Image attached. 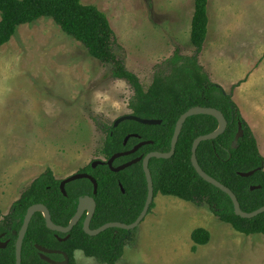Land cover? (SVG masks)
Masks as SVG:
<instances>
[{
    "label": "rangeland",
    "instance_id": "1",
    "mask_svg": "<svg viewBox=\"0 0 264 264\" xmlns=\"http://www.w3.org/2000/svg\"><path fill=\"white\" fill-rule=\"evenodd\" d=\"M106 14L126 68L144 87L173 55L193 56L194 0H82ZM198 64L254 127L264 157V0H208ZM130 85L51 19L0 47V220L46 169L64 180L102 160L103 125L129 115ZM249 125V124H248ZM117 264H264V236H245L207 206L158 194ZM209 232L195 246L194 230ZM74 264H98L78 252Z\"/></svg>",
    "mask_w": 264,
    "mask_h": 264
},
{
    "label": "trees",
    "instance_id": "2",
    "mask_svg": "<svg viewBox=\"0 0 264 264\" xmlns=\"http://www.w3.org/2000/svg\"><path fill=\"white\" fill-rule=\"evenodd\" d=\"M207 5L208 0H194L190 29L194 55L181 56L176 52L154 74L148 87H144L138 76L126 68L119 54L121 46L106 14L94 5H84L82 0H0V47L9 43L21 26L43 18L51 19L65 35L83 45L91 58L109 66L111 78L130 85L133 91L128 104L130 114L162 123L147 126L125 121L116 128L113 124L103 125L101 130L105 134V141L101 153L106 159L130 149L139 141L131 138L123 146L129 135H138L140 141L152 142L141 149V154L168 153L176 123L183 114L195 107L219 110L227 121L226 130L216 139L199 145L197 162L205 174L235 194L243 212L252 213L264 207V158L251 128L232 97L211 82L198 64V56L208 32ZM240 125L243 137L238 141L237 148L232 149ZM218 126L215 118L206 115L192 116L186 120L175 154L170 159H151L149 162L154 197L161 194L197 207L207 206L220 222L231 226L235 232L245 236H264V213L252 219L236 216L231 199L201 179L191 164L193 142L200 136L215 132ZM129 159L121 158L117 164H124ZM252 171L255 173L251 177L240 176ZM80 173H86L96 180V196L88 180L69 183L65 189L67 196H64L60 191V181L54 177L51 169H46L21 193L9 213L0 220V234L5 233L6 238L10 239L7 248L0 249V264H16L17 236L12 232H19L21 225L17 221L22 214L24 221L27 210L33 205L46 206L53 224L67 227L77 211L79 199L90 196L96 202L91 230L108 223L130 225L136 221L147 198V182L141 164L132 165L119 173H113L107 166L93 169L90 165ZM252 187L260 188L252 191ZM153 206L152 203L148 213ZM82 227L83 221H80L69 233L68 240L59 242L55 237L57 233L47 229L42 214L36 213L23 241L21 264H47L39 258L35 245L65 251L71 264H74L72 255L75 251L82 252L98 264H117L125 248L133 244L136 231L108 229L97 236H89ZM191 240L195 246H204L209 243L210 234L199 228L192 232Z\"/></svg>",
    "mask_w": 264,
    "mask_h": 264
},
{
    "label": "water",
    "instance_id": "3",
    "mask_svg": "<svg viewBox=\"0 0 264 264\" xmlns=\"http://www.w3.org/2000/svg\"><path fill=\"white\" fill-rule=\"evenodd\" d=\"M197 115L211 116V117L215 118L219 123L218 129L215 132L208 134V135L200 136L193 142L192 150H191V152H192L191 164H192L194 170L196 171V173L198 174V176L201 179H203L205 182H207L208 184L214 186L218 190L225 193L231 199L233 207H234V213L236 216H238L242 219H252V218L264 213V207L254 211L252 213L243 212L241 210L240 204H239L235 194L230 189L223 186L221 183H219L215 179L209 177L200 168V166L197 162V157H196V152H197L199 145L202 142L214 140L217 137H219L221 134H223L224 131L226 130V127H227V121L225 120L223 114L217 109L195 107V108L188 110L177 121L176 126H175V130H174V134H173V138L171 141L170 152H168V153L152 152V153L148 154L143 159H142V157H140V158H137L133 161H130V162L118 167V168L112 167L113 162L116 158L121 157V156L130 155V154L134 153L135 151H137L140 147L151 144V142H142V143L138 144L132 151L117 154V155L113 156L107 162V165L110 168H112V171H114L115 173H118V172L124 171L125 169L131 167L132 165H135L138 162L142 161V168H143L145 178H146V182H147V199H146V202H145V205H144V208H143L141 214L139 215V217L136 219V221L134 223H132L130 225H126V224H122V223H118V222H113V223L105 224L104 226H102L101 228H99L97 230H91L90 229V223H91V219H92V217L95 213V210H96V202L92 197L80 199V201L78 203L77 212L67 227H60V226H56L55 224H53V222L51 220L50 213L45 206H43L41 204L33 205L27 210L26 215L24 217V221H23V227L20 230V232L18 233V239H17L16 245H15L16 264H21V262H22L23 241H24V238L26 236L29 224H30L32 218L34 217V215L36 213H42L43 214L47 229H49L53 232L61 233V234H69L72 231V229L77 225V223L80 221V219L85 214V212H87V211L89 212V214L86 216V218L84 220L83 231L85 232V234H87L89 236H97L100 233L105 232L108 229H121V230H126V231H133V230L137 229L139 227V225L143 222L145 217L147 216L149 209H150V207L154 201L153 180H152L151 173L149 171L150 160L151 159H170L175 154L176 145H177V142H178L179 136L181 134L184 123L186 122V120L188 118H190L192 116H197ZM124 121H133V122H136V123H139L142 125H147V126H157V125H161V123H162L160 120H147V119L138 118V117H135V116L129 114V115H126V116L119 118L116 121L115 126H118L119 123L124 122ZM130 137H137V136L134 135V136L127 137L125 139V143H127V141L130 139ZM242 137H243V130H242V127L240 125L239 129H238V133H237V135H236V137L232 143V149L237 148L238 141ZM254 173H255V171L248 172V173H241L240 176L243 178H248V177H251L252 175H254ZM82 179L89 180L92 183L93 194L96 195L97 189H98V185H97L96 180L87 174H80V173L72 175L69 178H67L61 182L60 189H61L62 194L66 195L65 187L68 183H71V182H74L77 180H82ZM259 188L260 187H252L251 190L253 191V190L259 189ZM1 238L2 237L0 236V249H5V247L7 246V242L3 243L1 241ZM67 238H68V236L64 240H66ZM35 248L39 252V257L42 261H44L48 264H58V263L54 262L53 260H51L47 256L49 254L58 253V252L47 250L46 248L39 246V245H35Z\"/></svg>",
    "mask_w": 264,
    "mask_h": 264
},
{
    "label": "flooded vegetation",
    "instance_id": "4",
    "mask_svg": "<svg viewBox=\"0 0 264 264\" xmlns=\"http://www.w3.org/2000/svg\"><path fill=\"white\" fill-rule=\"evenodd\" d=\"M131 115V114H130ZM121 118V117H120ZM118 120V119H117ZM116 120V121H117ZM116 121L113 123V127L114 128H116V127H118L121 123H123V122H121V123H119L118 124V126H115V123H116ZM125 122V121H124ZM105 135V134H104ZM129 136H134V135H129ZM129 136H127V137H129ZM135 136H137V137H130V139L131 138H135V139H138L139 141L136 143V144H134L130 149H127L126 151H124V152H119V153H117V154H121V153H126V152H130V151H132L138 144H140V143H142V142H150V141H140V137L138 136V135H135ZM126 137V138H127ZM125 138V139H126ZM129 139V140H130ZM129 140L127 141V143L129 142ZM104 141H105V136H104ZM104 141H103V144H102V149H103V145H104ZM127 143H125V140H124V143H123V146H126L127 145ZM151 144H152V142H151ZM150 145V144H149ZM145 146H147V145H145ZM144 146H142V147H140L137 151H135L134 153H132V154H130V155H127V156H121V157H118V158H116L115 160H114V162H113V165H112V167L113 168H118V167H120V166H122V165H124V164H126V163H128V162H130V161H133V160H135V159H137V158H140V157H142V159L143 158H145L147 155H144V154H141V149L143 148ZM102 149H101V151H102ZM152 153V152H151ZM117 154H115V155H117ZM150 154V153H149ZM101 155H102V160H98V161H95V162H92V163H90V164H88L85 168H83L82 170H84V169H86L88 166H90L91 165V167L93 168V169H96L98 166H107L109 169H110V171H112V168H110L108 165H107V162L113 157V156H115V155H113V156H111L109 159H106L105 158V156L101 153ZM124 157H129L130 159L129 160H127L124 164H117V160H119V159H121V158H124ZM139 164H141L142 165V161H140V162H138ZM137 163V164H138ZM82 170H80L79 172H78V174L82 171ZM113 173H115L114 171H112ZM119 173V172H118ZM75 174H77V173H75ZM74 174V175H75ZM80 174H86V173H80ZM88 175V174H87ZM90 176V175H89ZM69 178V177H68ZM67 179V178H66ZM65 180V179H64ZM82 180H86V179H82ZM60 181V184H61V182L63 181V180H59ZM77 181H79V180H77ZM89 181V180H88ZM75 182V181H74ZM72 183V182H71ZM69 184V183H68ZM67 184V185H68ZM92 184V183H91ZM66 185V186H67ZM98 185V184H97ZM93 186V185H92ZM60 187V186H59ZM65 189H66V187H65ZM60 191H61V189H60ZM65 192H66V190H65ZM97 192H98V189H97ZM122 192H124L123 191V189H122ZM94 195V194H93ZM97 195V194H96ZM96 195H94V196H96ZM64 196H67V194L66 195H64ZM87 197H90V196H87ZM87 197H84V198H87ZM93 198V197H92ZM81 199H83V198H81ZM94 199V198H93ZM147 199V198H146ZM95 200V199H94ZM79 201H80V199H79ZM79 201H78V203H79ZM44 206V205H43ZM12 207V206H11ZM46 207V206H45ZM77 208H78V205H77ZM11 209V208H10ZM10 211V210H9ZM49 211V210H48ZM77 212V211H76ZM9 213V212H8ZM50 213V212H49ZM42 214V213H41ZM76 214V213H75ZM89 214V212L87 211V212H85V214L82 216V218L80 219V221H83V224H84V220H85V218H86V216ZM42 216H43V214H42ZM51 216V215H50ZM75 216V215H74ZM73 216V217H74ZM79 221V222H80ZM17 222H20V230L22 229V227H23V214H22V216H21V219L20 220H18ZM78 222V223H79ZM77 223V224H78ZM83 228V227H82ZM20 230H19V232H20ZM18 232V233H19ZM18 233L16 234V232H12V234L15 236H17V238H16V241H17V239H18ZM55 233H57V232H55ZM57 234H61V233H57ZM55 235V237H56V239L59 241V242H65L66 240H68V238H69V234H62V235H65V237H61V236H59V235ZM0 236L2 237L1 238V241L4 243V242H7V246H8V244H9V241H10V239H8V238H6V235H5V233H2V234H0ZM68 236V238L66 239V240H64L66 237ZM15 245H16V242H15ZM7 246L5 247V249L7 248ZM22 247H23V245H22ZM47 249V248H46ZM47 250H51V251H56V252H58V253H53V254H49V255H47L51 260H53L54 262H56V263H58V264H71V259H70V257L68 256V254L65 252V251H63V250H59V249H47ZM78 251H75L74 253H73V255H72V258L74 259V262H75V255H76V253H77ZM80 252V251H79ZM80 253H82V252H80ZM83 254V253H82ZM38 255H39V252H38ZM40 258V257H39ZM44 262V261H43ZM48 264V263H47Z\"/></svg>",
    "mask_w": 264,
    "mask_h": 264
},
{
    "label": "crops",
    "instance_id": "5",
    "mask_svg": "<svg viewBox=\"0 0 264 264\" xmlns=\"http://www.w3.org/2000/svg\"><path fill=\"white\" fill-rule=\"evenodd\" d=\"M193 14H194V11H193ZM192 17H193V15H192ZM209 18V17H208ZM191 21H192V19H191ZM208 26H209V23H208ZM207 34H208V32H207ZM206 39H207V37H206ZM206 42V41H205ZM218 85V84H217ZM220 86V85H219ZM221 87V86H220ZM239 109V108H238ZM241 113V112H240ZM242 115V117H243V119L247 122V124H249V127L251 128V130H253L254 132H255V130H254V127L251 125V122L250 121H248L246 118V116H244L243 115V113L241 114ZM252 131V132H253ZM254 137H255V139H256V141H257V138H256V135L254 134ZM257 145H259V143H258V141H257ZM258 149H259V146H258ZM259 152H260V150H259ZM261 156H262V153H261ZM263 157V156H262ZM264 158V157H263ZM167 197H169V196H167ZM174 198V197H173ZM180 200V199H179ZM185 202V201H184ZM188 203V202H187ZM199 229V228H198ZM205 246V245H204Z\"/></svg>",
    "mask_w": 264,
    "mask_h": 264
},
{
    "label": "clouds",
    "instance_id": "6",
    "mask_svg": "<svg viewBox=\"0 0 264 264\" xmlns=\"http://www.w3.org/2000/svg\"><path fill=\"white\" fill-rule=\"evenodd\" d=\"M78 254H79V251H78Z\"/></svg>",
    "mask_w": 264,
    "mask_h": 264
}]
</instances>
